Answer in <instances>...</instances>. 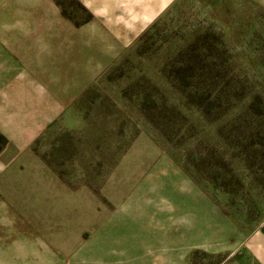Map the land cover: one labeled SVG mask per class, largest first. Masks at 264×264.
I'll list each match as a JSON object with an SVG mask.
<instances>
[{"label":"rangeland","instance_id":"374dc122","mask_svg":"<svg viewBox=\"0 0 264 264\" xmlns=\"http://www.w3.org/2000/svg\"><path fill=\"white\" fill-rule=\"evenodd\" d=\"M24 66L0 86V264H258L264 0L175 1L44 126L14 99L50 65Z\"/></svg>","mask_w":264,"mask_h":264},{"label":"crops","instance_id":"0c3cea01","mask_svg":"<svg viewBox=\"0 0 264 264\" xmlns=\"http://www.w3.org/2000/svg\"><path fill=\"white\" fill-rule=\"evenodd\" d=\"M26 1V14L13 13L0 24V31L7 34L3 44L0 42V65H4L0 86L6 91L8 79L15 78L11 86L15 89L6 93L19 95L24 65L36 64L39 69L50 65L45 78H29L32 87L38 89L32 88L27 104L20 96L14 99L22 111L47 112L41 123L44 126L69 110L76 98L177 0ZM71 1L85 10L87 18L80 20L64 12L70 9ZM33 6L35 16L29 13ZM11 71L12 77L8 75ZM246 246L258 264H264V232L247 236Z\"/></svg>","mask_w":264,"mask_h":264}]
</instances>
